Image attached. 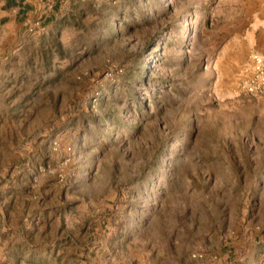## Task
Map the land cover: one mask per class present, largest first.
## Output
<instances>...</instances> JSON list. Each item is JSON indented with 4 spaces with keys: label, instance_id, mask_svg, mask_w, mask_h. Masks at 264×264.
Listing matches in <instances>:
<instances>
[{
    "label": "rangeland",
    "instance_id": "rangeland-1",
    "mask_svg": "<svg viewBox=\"0 0 264 264\" xmlns=\"http://www.w3.org/2000/svg\"><path fill=\"white\" fill-rule=\"evenodd\" d=\"M54 2L0 21V264H264V0Z\"/></svg>",
    "mask_w": 264,
    "mask_h": 264
},
{
    "label": "crops",
    "instance_id": "crops-1",
    "mask_svg": "<svg viewBox=\"0 0 264 264\" xmlns=\"http://www.w3.org/2000/svg\"><path fill=\"white\" fill-rule=\"evenodd\" d=\"M48 1L55 4V0H1L0 21L22 25L29 22Z\"/></svg>",
    "mask_w": 264,
    "mask_h": 264
},
{
    "label": "built area",
    "instance_id": "built-area-1",
    "mask_svg": "<svg viewBox=\"0 0 264 264\" xmlns=\"http://www.w3.org/2000/svg\"><path fill=\"white\" fill-rule=\"evenodd\" d=\"M252 60H253V66L255 70L258 73H261L262 68L264 67V57L259 53H254L252 55Z\"/></svg>",
    "mask_w": 264,
    "mask_h": 264
}]
</instances>
